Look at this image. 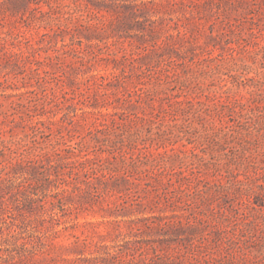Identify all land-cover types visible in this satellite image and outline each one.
<instances>
[{"label":"rangeland","instance_id":"obj_1","mask_svg":"<svg viewBox=\"0 0 264 264\" xmlns=\"http://www.w3.org/2000/svg\"><path fill=\"white\" fill-rule=\"evenodd\" d=\"M0 264H264V0H0Z\"/></svg>","mask_w":264,"mask_h":264}]
</instances>
